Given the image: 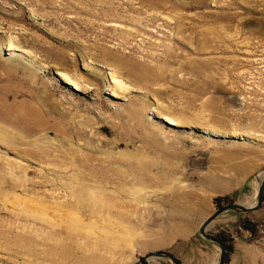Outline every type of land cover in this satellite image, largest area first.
<instances>
[{"label":"rangeland","instance_id":"rangeland-1","mask_svg":"<svg viewBox=\"0 0 264 264\" xmlns=\"http://www.w3.org/2000/svg\"><path fill=\"white\" fill-rule=\"evenodd\" d=\"M263 179L264 0H0V264H218Z\"/></svg>","mask_w":264,"mask_h":264},{"label":"water","instance_id":"water-1","mask_svg":"<svg viewBox=\"0 0 264 264\" xmlns=\"http://www.w3.org/2000/svg\"><path fill=\"white\" fill-rule=\"evenodd\" d=\"M264 205V179L262 180L260 187L258 189L257 194V202L252 206H245L242 204H228L223 207H221L218 211H216L213 215H211L209 218H207L204 223L202 224L200 228V234L207 240L216 243L221 250V257L218 264H226L227 258H228V249L226 243L217 236H214L208 232V228L211 225V223L221 216L222 214L234 211L237 213H253L257 212L260 209H262ZM153 258H168L173 264H182L181 261L171 252L160 250V251H154V252H148L143 257L140 258L141 264H151V259Z\"/></svg>","mask_w":264,"mask_h":264},{"label":"bare ground","instance_id":"bare-ground-1","mask_svg":"<svg viewBox=\"0 0 264 264\" xmlns=\"http://www.w3.org/2000/svg\"><path fill=\"white\" fill-rule=\"evenodd\" d=\"M157 3V2H156ZM155 3V4H156ZM154 4V3H153ZM157 7H159V6H157ZM155 16V15H154ZM13 45V43H11L10 44V46H12ZM151 72V71H150ZM141 73V72H140ZM65 79H67V80H69V81H71L75 86H76V88L77 87H79L80 85H79V83H78V81L76 80V78L74 79L73 77L75 76H73V77H71V75H69V74H67V73H65V72H61L60 73ZM142 74V73H141ZM140 75V74H139ZM145 76V75H144ZM146 77V76H145ZM112 78L113 79H115V81H116V83L118 84V85H120L119 83H121L118 79H117V77H116V75H112ZM64 79V80H65ZM122 87V86H121ZM124 89H126V87H123ZM128 90V89H127ZM167 119H168V121L170 122V123H172V124H174V125H176L177 124V121L175 120V119H173V118H170V117H167Z\"/></svg>","mask_w":264,"mask_h":264}]
</instances>
